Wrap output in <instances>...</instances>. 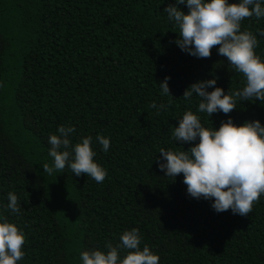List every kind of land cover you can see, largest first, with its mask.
<instances>
[{
    "label": "trees",
    "instance_id": "obj_1",
    "mask_svg": "<svg viewBox=\"0 0 264 264\" xmlns=\"http://www.w3.org/2000/svg\"><path fill=\"white\" fill-rule=\"evenodd\" d=\"M169 4L0 0V214L25 234L18 264H82V251H106L133 228L159 264H264V194L246 216L217 213L187 194L183 174L174 179L158 167L161 148L191 146L172 139L185 111L208 128L227 119L196 113L198 98L182 97L192 83L216 78L232 94L246 82L218 45L199 59L175 45ZM241 30L256 35L264 60V18H245ZM165 77L172 96L161 94ZM161 103L167 108L157 114ZM236 107V124H264V104L237 99ZM61 125L75 127L73 144L93 137L94 160L107 170L102 183L67 167L43 172L52 163L49 136ZM98 134L110 138L107 153ZM9 192L21 202L18 215L6 210Z\"/></svg>",
    "mask_w": 264,
    "mask_h": 264
},
{
    "label": "clouds",
    "instance_id": "obj_2",
    "mask_svg": "<svg viewBox=\"0 0 264 264\" xmlns=\"http://www.w3.org/2000/svg\"><path fill=\"white\" fill-rule=\"evenodd\" d=\"M179 5H186L188 12ZM164 13L179 30L174 43L183 52L198 59L209 58L218 45L217 53L226 57L246 82L232 94L217 87L216 78L192 83L182 97L189 103L194 95L198 98L196 113H206L211 118L222 112L227 119L221 120L219 128H208L198 114L191 109L185 111L173 129L172 139L191 146L183 151L161 148L158 167L174 179L183 174L187 194L210 201L215 212L231 210L246 216L264 194V124L256 119L238 125L229 114L237 108V99L264 104V60L255 53L258 40L252 32L241 30L245 18H264V0H175ZM169 81L170 77H165L159 83L162 96H172ZM150 107L157 109V104ZM166 108L161 103L157 114ZM75 131L74 126L61 125L58 134L49 136L52 163L43 164V172L51 175L67 167L76 176L86 174L102 183L107 170L94 160L93 137H81L73 144L70 137ZM96 142L102 151H109L110 138L98 134ZM21 208L17 195L9 192L6 210L18 215ZM141 240L139 229L125 230L115 246L108 242L106 251H82L80 259L82 264H159L160 257L147 245L141 248ZM24 244L23 230L0 214V264H18L25 256Z\"/></svg>",
    "mask_w": 264,
    "mask_h": 264
}]
</instances>
